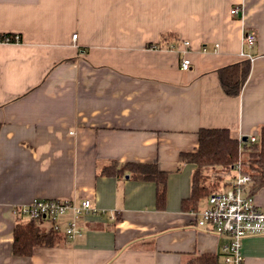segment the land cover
<instances>
[{"label":"crops","instance_id":"crops-1","mask_svg":"<svg viewBox=\"0 0 264 264\" xmlns=\"http://www.w3.org/2000/svg\"><path fill=\"white\" fill-rule=\"evenodd\" d=\"M246 31L256 33L252 48ZM4 33L20 41H0V264L222 261L227 237L196 225L207 197L182 208L196 165L180 156L198 148L203 127L240 139L264 125V0H0ZM243 52L251 72L232 97L217 69ZM114 160L165 170V208L156 182L102 174ZM254 197L264 210V185ZM37 198L90 199L99 212L81 221L82 236L16 255L14 207ZM71 218L58 221L63 231ZM242 253L264 264V233L244 238Z\"/></svg>","mask_w":264,"mask_h":264},{"label":"trees","instance_id":"trees-1","mask_svg":"<svg viewBox=\"0 0 264 264\" xmlns=\"http://www.w3.org/2000/svg\"><path fill=\"white\" fill-rule=\"evenodd\" d=\"M18 34H0V41H15ZM164 40L169 41L164 45L171 47L174 33L166 35ZM173 37V38H172ZM172 38V39H171ZM152 44H149L151 46ZM157 46L163 44L157 43ZM251 60L241 61L222 66L217 69L224 92L232 97L240 95L250 72ZM258 139L253 143L241 141L232 136L229 128L203 127L198 131L199 145L195 151L182 152L181 163L196 165L192 188L189 197L182 200L184 210H195L199 202L210 194L223 190L230 185L225 181V174L236 171L241 164V171L248 173L253 178L251 192L264 185V125L261 127ZM180 168V166H179ZM128 172L131 178L145 181H154L158 185L156 204L163 210L166 205V187L168 173L162 170L157 163L112 161L102 169V174L118 176ZM236 174H233L235 177ZM23 215L17 213V222L14 227L13 252L20 256L32 255L38 246H61L68 239L63 229L56 228L53 221L48 218L22 220ZM120 216L117 217L120 220ZM49 224V226H47ZM152 241V240H151ZM150 243V240L147 241ZM154 247V241L151 242ZM221 254L201 253L194 254L186 264H221Z\"/></svg>","mask_w":264,"mask_h":264},{"label":"built area","instance_id":"built-area-1","mask_svg":"<svg viewBox=\"0 0 264 264\" xmlns=\"http://www.w3.org/2000/svg\"><path fill=\"white\" fill-rule=\"evenodd\" d=\"M239 12L238 6L231 9L233 15ZM73 37L76 39L78 34H74ZM256 40L257 36L254 31L245 32L243 41L246 46L254 47ZM15 41H20L19 35L15 36ZM183 43L190 44L189 41ZM242 54L249 59L252 58L248 52ZM191 64V59L185 55L181 61L182 69H189ZM242 138H240L241 141H243ZM257 139V135H251L247 137L246 142L253 143ZM252 184V176L242 172L239 163L236 167V176L230 181V185L210 194L207 197V205L196 214L197 227L227 237L228 242L222 249L221 264H245L242 253L243 239L250 235L264 233V210L256 204L254 194L251 192ZM14 211L29 219L48 218L53 221L56 228H60L58 221L61 217L72 213V218L65 228L68 239L82 236L84 229L81 221L85 220L87 215L99 212L92 206L90 199L74 203L69 200L41 198L27 205L16 206Z\"/></svg>","mask_w":264,"mask_h":264},{"label":"rangeland","instance_id":"rangeland-1","mask_svg":"<svg viewBox=\"0 0 264 264\" xmlns=\"http://www.w3.org/2000/svg\"><path fill=\"white\" fill-rule=\"evenodd\" d=\"M233 174H236V171H233L231 174H225V181H232L233 180ZM29 218L27 216H23L22 220H28Z\"/></svg>","mask_w":264,"mask_h":264},{"label":"water","instance_id":"water-1","mask_svg":"<svg viewBox=\"0 0 264 264\" xmlns=\"http://www.w3.org/2000/svg\"><path fill=\"white\" fill-rule=\"evenodd\" d=\"M242 139H243V141H246L247 140V136H244Z\"/></svg>","mask_w":264,"mask_h":264}]
</instances>
